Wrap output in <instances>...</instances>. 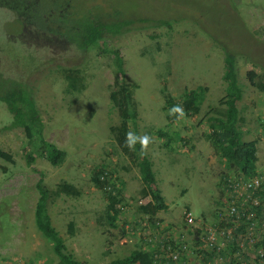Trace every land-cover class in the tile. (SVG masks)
<instances>
[{
  "label": "rangeland",
  "instance_id": "obj_1",
  "mask_svg": "<svg viewBox=\"0 0 264 264\" xmlns=\"http://www.w3.org/2000/svg\"><path fill=\"white\" fill-rule=\"evenodd\" d=\"M68 2L74 8L72 20L85 10L106 15L116 9L134 24L86 48L61 36L56 37L58 46L38 47L19 41L21 20L14 19L17 13L0 7V73L32 87L43 137L66 152L61 165L51 164L38 133L29 138L22 127L8 128L13 114L0 99V264L60 261L35 219L40 178L50 187L66 179L82 188L79 197L62 195L50 203L49 212L68 249L87 264H108L136 248L148 249L145 237H160L168 228L196 250L195 229L185 225V212L214 223L225 207L229 179L243 173L230 166L207 137L209 116L227 98L223 46L238 54L244 90L238 105L240 124L244 139L257 141L256 173L264 174V91L248 77L255 70L258 79L264 80V0ZM141 18L165 19L171 25L143 23ZM116 52L123 58L124 73L117 65ZM62 67L80 69L85 89L70 90ZM122 80L138 85L139 138L142 142L147 138L143 143L153 160L157 187L168 204L154 218L167 225L159 230L140 214L139 205H148L152 194L142 193L132 123L110 98L111 87ZM190 88L205 91L199 113L182 112L169 118L172 109L163 90L179 102ZM29 153L34 157L32 164ZM101 166L116 169L124 179L115 226L107 218L106 193L93 181ZM70 221L75 222V235L69 234ZM190 258V264H195L194 251Z\"/></svg>",
  "mask_w": 264,
  "mask_h": 264
},
{
  "label": "trees",
  "instance_id": "obj_2",
  "mask_svg": "<svg viewBox=\"0 0 264 264\" xmlns=\"http://www.w3.org/2000/svg\"><path fill=\"white\" fill-rule=\"evenodd\" d=\"M0 5L17 13L14 19L21 20L23 27L19 41L26 45L38 47L58 46L56 37L67 39L70 43L77 44L80 48H86L92 44H100L107 34H122L129 30L134 24L132 18L124 16L116 9H112L108 14H96L91 11H84L77 15L78 20H72L73 9L68 0H0ZM106 16V17H105ZM143 23H151L156 26L171 24L165 19L141 18ZM264 33V28H263ZM23 45V46H24ZM224 50V73L223 80L226 83L227 98L223 107L214 109L209 116L208 123L210 132L207 137L212 141L215 150L228 160L230 166H237L247 175L256 173V154L258 145L256 140L247 141L244 139V130L241 127L242 120L239 109V102L244 95L243 87L239 81L237 59L238 54L227 46ZM116 62L121 73H124L123 58L116 52ZM1 62V58H0ZM65 78L68 80L70 90L82 91L85 89L84 75L80 69L62 67ZM248 77L253 86L264 91V80L258 79L255 70L248 72ZM136 83L125 80L116 81L111 87L110 98L113 106L122 111V117L130 120L136 141L134 151L138 161L139 172L143 183L142 193L146 196L152 194V200L148 205H139L143 210L140 214L144 218L149 217L153 222L155 216L168 208L161 190L157 187L156 173L153 169V160L147 153L146 146L139 138L138 129V107L135 99ZM166 103L173 110L179 107L182 112L197 114L205 99L203 89L190 88L185 90L179 102L174 101L170 93L163 90ZM0 99L4 101L13 114V120L8 128L22 127L26 130L29 138L34 137V133L40 135V143L45 146V155L51 164L59 166L65 161L66 152L54 143L47 141L43 137V120L40 116L36 104L32 87L26 81L17 78L2 76L0 73ZM182 112L172 111L169 118H177ZM32 153L28 154V163L33 162ZM116 170V169H114ZM105 172L104 166L98 167L93 174V181L97 188L103 189L108 199L107 218L110 224L115 226L119 219L121 209L118 203L123 198L122 189L117 193L107 191L104 183L100 179V174ZM124 184V183H123ZM40 197L36 203L35 219L39 224L41 232L51 241L54 252L59 255L58 264H87L79 260L73 252L68 249L65 238L58 232L53 224L49 212L50 203L54 202L62 195L69 197H79L82 195V188L74 183L62 179L56 183L55 187H50L43 178L37 182ZM69 234L75 235V222L68 224ZM199 234V230L197 231ZM147 240V237H145ZM195 239H197L195 237ZM156 249L152 246L148 249L136 248L130 254L115 258L108 264H156Z\"/></svg>",
  "mask_w": 264,
  "mask_h": 264
},
{
  "label": "built area",
  "instance_id": "obj_3",
  "mask_svg": "<svg viewBox=\"0 0 264 264\" xmlns=\"http://www.w3.org/2000/svg\"><path fill=\"white\" fill-rule=\"evenodd\" d=\"M104 168L100 179L105 189L113 193L123 191L121 174L111 167ZM227 190L225 207L201 235L204 244L215 252L208 264H264V174L235 175L229 179ZM195 218L192 211L185 212L188 223H194ZM168 238L171 242L163 248L171 261L179 263L187 247Z\"/></svg>",
  "mask_w": 264,
  "mask_h": 264
},
{
  "label": "bare ground",
  "instance_id": "obj_4",
  "mask_svg": "<svg viewBox=\"0 0 264 264\" xmlns=\"http://www.w3.org/2000/svg\"><path fill=\"white\" fill-rule=\"evenodd\" d=\"M157 221L153 222V220H150L149 217H146V221L148 223H150V225H154L157 229L161 228V227H167V225H163V223H161V220L156 219ZM184 220H185V225L189 228H194L195 230V237L197 239L194 238L195 240V245L196 246V250L192 247H190L188 245V243L179 238L178 235H175L174 229H167L164 233L160 234V237H151L148 236L147 237V242L149 244V246H152L154 249H156V260L158 263H166V262H171L172 264H190V257H191V253L192 251L195 252V264H208L215 256V252L213 249H211L210 247H207L204 242L202 241L201 235L202 233L205 232L206 227L209 225L208 223H206L203 219H197L195 218L194 223L190 224L186 221L185 219V215H184ZM159 223V224H158ZM197 225V226H196ZM159 230V229H158ZM162 230V229H161ZM199 230V234H197V231ZM164 234V235H162ZM162 236V237H161ZM168 236L171 239H175L179 242H181V244L186 245V250L183 252V259L182 261H180L179 263H175L173 261H171L170 258L167 257V250L166 248H163L164 246H167L169 242H171V240L168 238Z\"/></svg>",
  "mask_w": 264,
  "mask_h": 264
},
{
  "label": "clouds",
  "instance_id": "obj_5",
  "mask_svg": "<svg viewBox=\"0 0 264 264\" xmlns=\"http://www.w3.org/2000/svg\"><path fill=\"white\" fill-rule=\"evenodd\" d=\"M172 111L182 112V110L179 107L174 108ZM146 141H147V138H145L143 142L146 143Z\"/></svg>",
  "mask_w": 264,
  "mask_h": 264
},
{
  "label": "crops",
  "instance_id": "obj_6",
  "mask_svg": "<svg viewBox=\"0 0 264 264\" xmlns=\"http://www.w3.org/2000/svg\"><path fill=\"white\" fill-rule=\"evenodd\" d=\"M125 179L128 181L129 177L127 175H125Z\"/></svg>",
  "mask_w": 264,
  "mask_h": 264
},
{
  "label": "flooded vegetation",
  "instance_id": "obj_7",
  "mask_svg": "<svg viewBox=\"0 0 264 264\" xmlns=\"http://www.w3.org/2000/svg\"><path fill=\"white\" fill-rule=\"evenodd\" d=\"M0 7L4 8L3 6L0 5ZM5 77V76H4Z\"/></svg>",
  "mask_w": 264,
  "mask_h": 264
}]
</instances>
